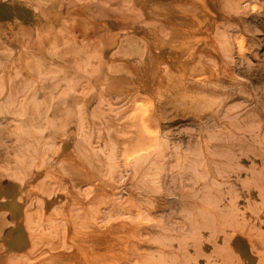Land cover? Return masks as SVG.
<instances>
[{
  "label": "rangeland",
  "instance_id": "rangeland-1",
  "mask_svg": "<svg viewBox=\"0 0 264 264\" xmlns=\"http://www.w3.org/2000/svg\"><path fill=\"white\" fill-rule=\"evenodd\" d=\"M0 264H264V0H0Z\"/></svg>",
  "mask_w": 264,
  "mask_h": 264
},
{
  "label": "bare ground",
  "instance_id": "bare-ground-1",
  "mask_svg": "<svg viewBox=\"0 0 264 264\" xmlns=\"http://www.w3.org/2000/svg\"><path fill=\"white\" fill-rule=\"evenodd\" d=\"M238 40H239V37H238ZM223 41H224V40H223ZM240 42H241V41H240ZM240 42H239V43L237 42V43L240 44ZM225 44H226V43H225ZM240 45H241V44H240ZM240 45H239V46H240ZM238 48H239V47H238ZM239 49H240V48H239ZM227 71H228V70H227ZM231 71H232V70H231ZM230 74H232V73H230ZM228 77H229V76H228ZM142 101H144V100H142ZM142 101H141V102H142ZM136 102H137V101H136ZM144 102H145V101H144ZM144 102L142 103L143 105H144ZM139 103H140V102H139ZM140 104H141V103H140ZM142 104H141V105H142ZM145 104H146V103H145ZM144 106H145V105H144ZM143 108H144V107H143ZM142 114H143V113H142ZM142 114H140V117L142 116V118H143V115H142ZM142 118H141V119H142ZM141 123H144V120H143V122H141ZM144 126H146L145 123H144ZM153 130H154V129H153ZM153 132H154V131H153ZM162 133H163V131H162ZM124 158H125V156H124ZM125 159H126V158H125ZM123 160H124V159H123ZM123 162H124V161H123ZM80 163H81V162H80ZM124 163H125V162H124ZM130 171H131V169H128V170H127V174H129ZM127 174H126L125 176H123V177H120V179H119L120 183H124V182H125V180H126V178H127ZM94 178H95V177H94ZM18 203H19V202H18ZM98 235H99V234H98Z\"/></svg>",
  "mask_w": 264,
  "mask_h": 264
}]
</instances>
